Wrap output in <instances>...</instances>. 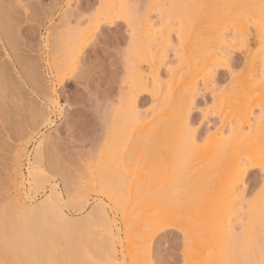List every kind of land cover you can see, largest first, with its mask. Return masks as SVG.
<instances>
[{
    "label": "rangeland",
    "instance_id": "374dc122",
    "mask_svg": "<svg viewBox=\"0 0 264 264\" xmlns=\"http://www.w3.org/2000/svg\"><path fill=\"white\" fill-rule=\"evenodd\" d=\"M0 3V212L54 191L83 264H264V0Z\"/></svg>",
    "mask_w": 264,
    "mask_h": 264
},
{
    "label": "bare ground",
    "instance_id": "6f19581e",
    "mask_svg": "<svg viewBox=\"0 0 264 264\" xmlns=\"http://www.w3.org/2000/svg\"><path fill=\"white\" fill-rule=\"evenodd\" d=\"M3 7L5 6H2L0 3V43L4 50L1 49L6 51L7 47H9L8 50H10V45H12V48L15 46L13 49L16 48L18 51V47H16L15 44L16 41L13 39L14 32L12 35V31L14 30L9 21L12 20L10 18L11 16H8L10 15V12L8 11L6 15ZM6 40H8L10 44L5 42ZM13 49L12 51H14ZM1 74L3 76L2 71L0 72V92L3 91L1 88L5 89L6 84L4 83ZM54 200V191H50L45 200L41 202L43 203L42 209L38 207H31L33 209H30L29 207L28 209L24 207V204L15 201V203L11 201L4 205L0 212V264H83L82 261L79 260L81 258H78V255L75 253V247L73 244L75 241H72L71 239V229H66L67 226L60 225L62 222L61 220L66 221V219H64L65 217L62 215V211L57 208L58 205H56ZM16 205L18 206L17 209L20 208L19 212H16ZM55 219L57 220L55 221ZM51 220L55 221V225H57V222L59 223L57 226L58 231L62 230H59L60 226V228L64 227L65 229L61 232H57V227H52V225H50ZM83 262L85 263V261Z\"/></svg>",
    "mask_w": 264,
    "mask_h": 264
}]
</instances>
